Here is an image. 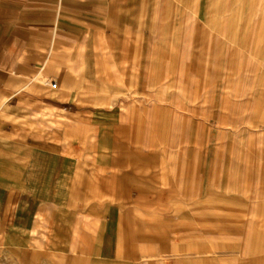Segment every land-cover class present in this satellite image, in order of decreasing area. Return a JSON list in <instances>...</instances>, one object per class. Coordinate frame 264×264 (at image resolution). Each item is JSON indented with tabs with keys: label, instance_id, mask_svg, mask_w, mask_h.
<instances>
[{
	"label": "crops",
	"instance_id": "0c3cea01",
	"mask_svg": "<svg viewBox=\"0 0 264 264\" xmlns=\"http://www.w3.org/2000/svg\"><path fill=\"white\" fill-rule=\"evenodd\" d=\"M224 1L0 0V264H264V55Z\"/></svg>",
	"mask_w": 264,
	"mask_h": 264
},
{
	"label": "rangeland",
	"instance_id": "374dc122",
	"mask_svg": "<svg viewBox=\"0 0 264 264\" xmlns=\"http://www.w3.org/2000/svg\"><path fill=\"white\" fill-rule=\"evenodd\" d=\"M204 1V0H203ZM244 1V2H243ZM243 4L239 7L238 12L234 13L235 15L242 16L245 14L244 17L247 16V19L244 21H239L238 19H232L233 15L228 17V23L225 27L219 29L222 35L224 36H237L239 39H242L243 42L239 45L243 44V49L246 51L252 50L248 47L247 38L250 35H254L256 38V48L261 51V54L264 55V0H243ZM222 0H213V12L211 17L209 18V27L212 30L216 29V23L218 21V17L220 12L223 13L220 5ZM231 3H234L235 0H230ZM234 6V5H232ZM227 13V12H226ZM225 13V14H226ZM236 18V16H235ZM213 25V26H210ZM213 27V28H212ZM232 33V34H230ZM264 61L263 59H261Z\"/></svg>",
	"mask_w": 264,
	"mask_h": 264
},
{
	"label": "bare ground",
	"instance_id": "6f19581e",
	"mask_svg": "<svg viewBox=\"0 0 264 264\" xmlns=\"http://www.w3.org/2000/svg\"><path fill=\"white\" fill-rule=\"evenodd\" d=\"M243 2H244V1H243ZM243 2H241L240 5H242ZM220 7H221L223 13H225L226 9L229 8V7H227L226 2H225L224 0H222ZM239 8H244V5H243V7H239ZM245 8H246V7H245ZM245 8H244L243 11H245ZM244 15H245V14H242V16L235 15L236 18H235V16H234V17L232 16V17H233L232 19H238L239 21H244V20L247 19V16L244 17ZM213 36H214V35H213ZM206 38H207V37H206ZM213 46H214V45H213ZM229 63H230V62H229ZM231 65H232V64H231ZM227 70H228V68H227ZM226 78H227V77H226ZM261 224H262V223H261ZM261 229H262V228H261ZM261 250H263V249H261Z\"/></svg>",
	"mask_w": 264,
	"mask_h": 264
},
{
	"label": "built area",
	"instance_id": "2783aa9c",
	"mask_svg": "<svg viewBox=\"0 0 264 264\" xmlns=\"http://www.w3.org/2000/svg\"><path fill=\"white\" fill-rule=\"evenodd\" d=\"M51 86H52V87H55L56 85H55V83H51Z\"/></svg>",
	"mask_w": 264,
	"mask_h": 264
}]
</instances>
